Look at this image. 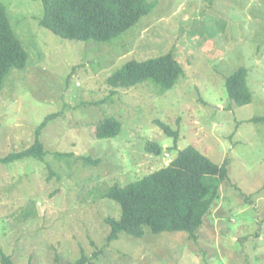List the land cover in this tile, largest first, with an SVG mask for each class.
<instances>
[{"label": "rangeland", "instance_id": "1", "mask_svg": "<svg viewBox=\"0 0 264 264\" xmlns=\"http://www.w3.org/2000/svg\"><path fill=\"white\" fill-rule=\"evenodd\" d=\"M154 10L109 43L71 42L41 28V0H0L28 54L0 91V160L39 141L43 159L0 161V249L14 264H264V0H148ZM171 53L184 74L165 90L152 80L113 89L129 60ZM247 70L252 102L238 106L225 82ZM121 123L113 138L96 126ZM178 131L174 138L157 124ZM149 144L162 148L159 155ZM193 146L220 165L221 185L197 239L185 233L119 234L107 242L106 198ZM98 160L85 165L80 158Z\"/></svg>", "mask_w": 264, "mask_h": 264}, {"label": "trees", "instance_id": "2", "mask_svg": "<svg viewBox=\"0 0 264 264\" xmlns=\"http://www.w3.org/2000/svg\"><path fill=\"white\" fill-rule=\"evenodd\" d=\"M43 14L39 26L54 36L71 42L109 43L135 27L155 8V2L148 0H41ZM28 54L22 42L12 29L6 7L0 2V91L12 71H24ZM184 74L181 65L171 53L143 61L129 60L108 79L113 89L129 88L146 80H152L165 90L172 89ZM247 70L238 68L225 82L228 98L238 106L252 102V94L247 86ZM47 116L36 130L34 144L22 151L9 154L0 160L11 163L25 158L43 159L44 145L39 141ZM264 123V117L250 119ZM164 133L174 138L178 131L157 122ZM121 123L108 118L96 126L98 139L116 137ZM147 150L159 155L158 145L147 146ZM83 164H97L98 160L82 157ZM229 159L222 164L212 162L193 146L179 151L176 158L166 167L135 182L120 187L113 185L106 198L120 209L118 218L107 217L104 221L110 231L107 242L117 240L119 234L140 239L146 233H185L196 241L197 232L202 227L213 204L218 200L220 187L228 178ZM84 252L75 264H86ZM0 264H14L10 256L0 249Z\"/></svg>", "mask_w": 264, "mask_h": 264}, {"label": "built area", "instance_id": "3", "mask_svg": "<svg viewBox=\"0 0 264 264\" xmlns=\"http://www.w3.org/2000/svg\"><path fill=\"white\" fill-rule=\"evenodd\" d=\"M166 157L168 158V164H170L172 162V160L169 158L168 154H166Z\"/></svg>", "mask_w": 264, "mask_h": 264}, {"label": "clouds", "instance_id": "4", "mask_svg": "<svg viewBox=\"0 0 264 264\" xmlns=\"http://www.w3.org/2000/svg\"><path fill=\"white\" fill-rule=\"evenodd\" d=\"M172 161H173V160H172ZM168 165H169V164H168ZM168 165H167V166H168Z\"/></svg>", "mask_w": 264, "mask_h": 264}]
</instances>
